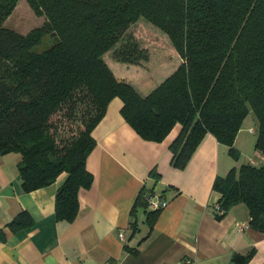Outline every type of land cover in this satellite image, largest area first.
I'll list each match as a JSON object with an SVG mask.
<instances>
[{"label": "trees", "instance_id": "16d2710c", "mask_svg": "<svg viewBox=\"0 0 264 264\" xmlns=\"http://www.w3.org/2000/svg\"><path fill=\"white\" fill-rule=\"evenodd\" d=\"M26 1L43 22L23 34L6 25L18 0H0V153L20 156L25 192L63 176L53 198L57 220L77 216L78 193L93 181L86 167L95 144L91 132L114 98L121 100V118L144 140L160 142L181 126L170 142L175 168L185 167L207 133L237 160L235 138L250 111L257 121L254 147L264 154V0ZM140 19L165 33L181 60L145 95L117 79L104 59ZM46 35L53 41L35 49ZM154 57L127 44L113 52L115 60L145 69ZM86 102L77 126L74 111ZM57 115L73 132L63 134L69 125L62 131ZM213 180L223 209L216 219L241 203L248 224L264 231V163L244 162ZM144 194L131 210L141 205L151 228L148 216L159 208L147 209ZM33 224L21 211L7 227L16 232Z\"/></svg>", "mask_w": 264, "mask_h": 264}, {"label": "crops", "instance_id": "0c3cea01", "mask_svg": "<svg viewBox=\"0 0 264 264\" xmlns=\"http://www.w3.org/2000/svg\"><path fill=\"white\" fill-rule=\"evenodd\" d=\"M105 53L117 79L132 83L142 95L181 61L176 51L168 57L160 53L145 69ZM120 104L119 98L112 99L91 132L95 144L86 167L93 181L80 189L79 210L71 222L57 220L53 213V198L63 176L50 186L25 192L18 175L20 156L0 153V264H180L184 259L193 264H264V231L248 224L249 214L241 203L216 219L214 205L221 193L213 188L218 175L244 162L261 165L264 154L255 149L237 164L228 147L207 133L185 167L175 168L170 142L181 126L152 143L121 118ZM241 139L238 133L235 147L243 144ZM142 190L146 199L153 194L167 201L148 216L151 228L141 205L133 214L131 210ZM21 211L34 224L14 232L8 223ZM251 250L245 261L243 256Z\"/></svg>", "mask_w": 264, "mask_h": 264}, {"label": "rangeland", "instance_id": "374dc122", "mask_svg": "<svg viewBox=\"0 0 264 264\" xmlns=\"http://www.w3.org/2000/svg\"><path fill=\"white\" fill-rule=\"evenodd\" d=\"M27 3L28 2L26 0H18V2L16 3V8L14 9L13 13L9 17H7L8 19L6 21V25L8 27H11L23 34H26L29 29H32L43 22V17L36 15L30 5ZM166 37L167 36L165 35V33H163L158 27L151 25V23L146 21L145 19H140L138 22L131 25V27L125 32L122 39H120L119 43L107 53L113 55V52L115 50L124 47L127 44L131 47L136 46L137 49L146 48L150 55L155 56V59L159 56L160 53L161 55L168 57L171 54H174L173 52H175V49L170 43L169 39ZM51 41H53L52 38L49 35H46L42 39L41 44L38 45L35 49L42 50L45 47L49 46ZM105 55L106 53H104V56ZM87 105V102L80 103L78 108L75 109L76 111H74L73 114L76 117V119H74L76 120V123L73 121L75 125L79 126V121L84 116L82 114L83 112H86V108H88ZM58 116L59 115L55 117L56 120L54 121L59 123L62 131H65V129L68 128L69 125V132H64L63 134L68 135L70 132H73L70 128L71 126L69 123L66 126L63 122L61 123V121H58L60 120ZM256 125V117L250 111L246 116L244 122L242 123V126H240L241 128L238 132L240 139L242 138L241 140H243V144H241V146L239 145V143L236 145V148L241 150V153L240 150L238 152L239 158L234 161L237 164H240L241 161H245V159H247L248 157L250 158L253 154L252 151H255L254 143L257 136ZM250 127L251 129H254V131H250Z\"/></svg>", "mask_w": 264, "mask_h": 264}, {"label": "built area", "instance_id": "2783aa9c", "mask_svg": "<svg viewBox=\"0 0 264 264\" xmlns=\"http://www.w3.org/2000/svg\"><path fill=\"white\" fill-rule=\"evenodd\" d=\"M250 131H254V129H251ZM147 200H148L149 209L154 210V209L165 207L167 205V201L165 199H162V198L154 196V195H147ZM219 205L220 204H218V203L216 205H214L215 209L218 213H222L223 209ZM180 264H193V263L189 259H184V261L181 262Z\"/></svg>", "mask_w": 264, "mask_h": 264}]
</instances>
